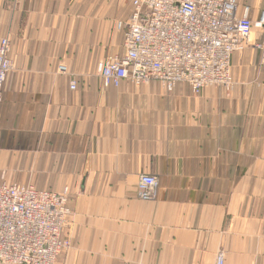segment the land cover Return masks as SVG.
<instances>
[{
	"label": "crops",
	"instance_id": "crops-1",
	"mask_svg": "<svg viewBox=\"0 0 264 264\" xmlns=\"http://www.w3.org/2000/svg\"><path fill=\"white\" fill-rule=\"evenodd\" d=\"M255 21L264 0H238ZM125 0H0L14 70L0 102V185L67 190L56 264H264V66L234 53L230 93L186 83L105 87ZM254 40L260 38L255 31ZM64 63L76 78L57 74ZM156 201L138 199L139 175Z\"/></svg>",
	"mask_w": 264,
	"mask_h": 264
},
{
	"label": "built area",
	"instance_id": "built-area-1",
	"mask_svg": "<svg viewBox=\"0 0 264 264\" xmlns=\"http://www.w3.org/2000/svg\"><path fill=\"white\" fill-rule=\"evenodd\" d=\"M133 11L126 23L124 53L107 57L97 68L102 84L118 87L127 80L133 85L157 82L170 93L186 83L198 95L204 88L221 87L230 93L235 83L231 57L247 48L260 50L264 66V9L255 21L238 0H125ZM260 34L254 40V32ZM13 40L0 37V102L3 87L14 70L9 57ZM57 74L76 78L64 63ZM138 199L154 202L158 197L157 177L141 174L136 184ZM67 190L37 191L23 185H0V264H56L69 248L62 237L70 211ZM224 253L217 255L223 264Z\"/></svg>",
	"mask_w": 264,
	"mask_h": 264
}]
</instances>
